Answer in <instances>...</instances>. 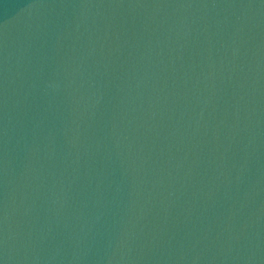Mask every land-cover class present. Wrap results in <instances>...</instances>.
Listing matches in <instances>:
<instances>
[{
    "label": "water",
    "instance_id": "1",
    "mask_svg": "<svg viewBox=\"0 0 264 264\" xmlns=\"http://www.w3.org/2000/svg\"><path fill=\"white\" fill-rule=\"evenodd\" d=\"M0 264H264V0H0Z\"/></svg>",
    "mask_w": 264,
    "mask_h": 264
}]
</instances>
